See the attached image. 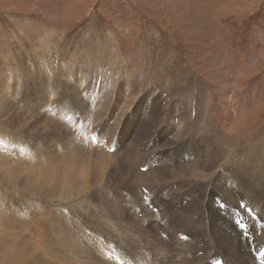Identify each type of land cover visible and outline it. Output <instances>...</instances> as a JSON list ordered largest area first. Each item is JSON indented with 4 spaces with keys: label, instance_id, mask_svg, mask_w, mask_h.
Listing matches in <instances>:
<instances>
[{
    "label": "rangeland",
    "instance_id": "374dc122",
    "mask_svg": "<svg viewBox=\"0 0 264 264\" xmlns=\"http://www.w3.org/2000/svg\"><path fill=\"white\" fill-rule=\"evenodd\" d=\"M80 1L0 0V82L9 81L0 87V139L15 148L22 143L38 158L36 171L27 157H19L30 166L17 165L9 186L4 172L10 171L3 170L0 153V204L13 194L20 202L48 203L44 210L55 211L57 219L67 215L71 224L60 234L67 255L76 256L78 264H216L214 244L233 264H256L236 257L244 250L235 243L231 248L236 239L228 230L231 221L211 223L209 217L207 226L198 217L206 210L197 204L204 195L217 216L228 217L222 203L237 208L250 187L264 201V0ZM218 2L221 7L212 9ZM240 61L247 70L233 94L232 76L238 75ZM83 76L88 87L78 93ZM38 84L47 92L41 106H30L46 91ZM10 86L13 95L6 91ZM85 139L89 144L83 148ZM19 158L13 159L22 162ZM187 165L201 169V175L192 176ZM149 166L158 185L154 191L142 188L150 182ZM64 173L70 189L65 194ZM169 177L173 189L164 183ZM234 179L239 186L231 183ZM230 184L232 200L225 198ZM179 185L193 187L190 196L177 190ZM257 206L263 215L264 205ZM23 213L31 212L22 211V204L10 212ZM41 215L49 223V215ZM29 227L34 222L22 227L29 233L26 241L46 245L41 235L31 240ZM11 229V237L22 232ZM6 230L0 222V264H9L12 254L10 237L2 239ZM240 232L242 239L251 238L248 230Z\"/></svg>",
    "mask_w": 264,
    "mask_h": 264
},
{
    "label": "bare ground",
    "instance_id": "6f19581e",
    "mask_svg": "<svg viewBox=\"0 0 264 264\" xmlns=\"http://www.w3.org/2000/svg\"><path fill=\"white\" fill-rule=\"evenodd\" d=\"M23 1V0H22ZM27 1V0H26ZM84 1V0H83ZM83 1H80V2H83ZM180 1V0H179ZM206 1H208V0H206ZM16 2V1H15ZM18 2V1H17ZM78 2V1H77ZM26 3V2H25ZM73 3V2H72ZM11 5L13 4V3H10ZM80 4V3H79ZM83 4L85 5V3H82V6H83ZM177 4V3H176ZM188 4V3H187ZM218 4V5H217ZM221 4V3H220ZM72 5V4H71ZM70 5V6H71ZM73 5H75V3L73 4ZM199 5V4H198ZM202 5V4H201ZM209 5V4H208ZM78 6V5H77ZM86 6V5H85ZM200 6V5H199ZM215 6V7H214ZM214 6L212 7V9H219L220 7H221V5H219V2L218 3H216V4H214ZM223 6V5H222ZM231 6V5H230ZM240 6V5H239ZM17 7V6H16ZM26 7V6H25ZM31 7V6H30ZM204 7V6H203ZM211 7V6H210ZM225 7V6H224ZM12 8V7H11ZM27 9L29 8V7H26ZM71 8V7H70ZM74 8H75V6H74ZM201 8V7H200ZM199 8V9H200ZM208 8V7H207ZM14 9V8H13ZM21 9V8H20ZM188 9V8H187ZM203 9V8H202ZM211 9V8H210ZM210 9H209V11H210ZM15 10H16V8H15ZM188 10H191L190 8L188 9ZM204 10V9H203ZM221 10V9H220ZM216 11H218V12H220L219 10H216ZM216 11H214V12H216ZM68 12V11H67ZM190 12H192V10L190 11ZM201 12H202V10H201ZM217 12V13H218ZM189 13V12H188ZM196 14V13H195ZM216 14V13H215ZM219 14V13H218ZM223 14V13H222ZM227 14V13H226ZM158 15V14H157ZM191 15H193V14H191ZM188 17V16H187ZM209 17V16H208ZM220 17V16H219ZM211 18V17H210ZM209 18V19H210ZM215 18H216V15H215ZM185 19V18H184ZM191 19V18H190ZM195 19V18H194ZM204 19V18H203ZM217 19V18H216ZM204 21V20H203ZM206 21V20H205ZM205 21H204V23H205ZM210 21H213V20H210ZM192 22V21H191ZM206 23H207V21H206ZM193 24V23H192ZM219 24V23H218ZM205 27V26H204ZM207 28V27H206ZM209 28V27H208ZM213 28H214V25H213ZM216 28V27H215ZM195 30V29H194ZM209 30H210V28H209ZM204 31H206V30H204ZM207 32V31H206ZM209 32H211V31H209ZM214 32V31H213ZM43 34V33H42ZM190 34V33H189ZM206 34H208V33H206ZM211 34H212V32H211ZM219 34V33H218ZM205 36V35H204ZM209 36H210V34H209ZM215 37V36H214ZM212 38H213V34H212ZM218 39H220V38H217V41H218ZM135 40V39H134ZM212 40H214V39H212ZM206 42V41H205ZM212 42V41H211ZM213 43H214V41H213ZM218 43V42H217ZM261 43H264V42H261ZM220 44V43H219ZM253 44V43H252ZM126 45V44H125ZM214 45H216V44H214ZM226 45V44H225ZM219 46V45H218ZM227 46V45H226ZM208 47V46H207ZM228 47V46H227ZM263 46L261 45V48H262ZM256 48V47H255ZM261 48H259V50H257V52L258 51H263V50H260ZM215 49V48H214ZM263 49V48H262ZM207 50H211V48L210 49H207ZM219 50V49H218ZM206 51V50H205ZM212 51H213V49H212ZM230 51V50H229ZM256 52V53H257ZM207 53V52H206ZM209 53V52H208ZM218 53V52H217ZM255 53V52H254ZM201 56H204V55H201ZM241 56V55H240ZM206 57H208V55L206 56ZM250 57V56H249ZM242 58H244V57H242ZM250 59V58H249ZM251 60V59H250ZM252 61V60H251ZM250 61V62H251ZM239 63V62H238ZM244 63V62H243ZM242 63V61H240V64L242 65H240V66H235L236 67V71H235V73L238 71V75H237V73H236V75H233L232 76V78L234 77V79H233V84H232V88H233V90L231 91L230 90V92L231 93H233L234 94V91L236 90V88H235V85H236V83H237V81H239L240 79H241V77L244 75V72H245V70H247V68L246 69H244L245 68V65ZM135 64V63H134ZM251 64V63H250ZM224 65V64H223ZM230 65V64H229ZM233 65V64H232ZM247 66V65H246ZM248 67H252V66H248ZM45 68H46V66H45ZM67 69H69V68H67ZM43 70V69H42ZM63 70V69H62ZM233 70V69H232ZM231 70V71H232ZM249 70V69H248ZM251 70H252V68H251ZM10 71V70H9ZM230 71V70H229ZM64 72V71H63ZM73 71H71V72H69L70 74L72 73ZM232 72H234V71H232ZM248 72V71H247ZM58 74H60V73H58ZM63 74V73H62ZM48 75V74H47ZM66 75H67V71H66ZM98 75V74H97ZM42 77V76H41ZM58 77V76H57ZM60 77V76H59ZM90 77V76H89ZM244 77V76H243ZM63 78H64V76H63ZM103 78V77H102ZM9 79V78H8ZM57 79V78H56ZM59 79V78H58ZM60 80V79H59ZM61 80H62V78H61ZM66 80V79H65ZM86 80V81H85ZM37 81V80H36ZM55 81V80H54ZM85 81V82H84ZM91 81H93V80H91ZM8 83L9 81L7 80V81H5L4 80V82L3 83H1L0 82V87H2L3 86V84L4 83ZM43 82H46V81H43ZM87 82H88V78H86L85 76H83V82L81 83V85L78 87V89L77 88H75V90L74 91H76L77 90V92L78 93H80L81 91H86L87 90ZM102 82V81H101ZM60 83V82H59ZM107 83H109L108 81H107ZM113 83V82H112ZM26 84V83H25ZM45 84V83H44ZM43 84V85H44ZM106 84V83H105ZM32 85V84H31ZM38 85H41V84H38ZM41 85V88H45V90L46 91H43L42 92V96H40L41 98H40V101H36L35 99H31L30 100V103H31V105L30 106H41L42 105V102H41V99L43 98V96L45 95V93L47 92V89H46V85ZM74 85V84H73ZM107 85V84H106ZM51 86L52 87H54L55 88V86L54 85H52L51 84ZM113 86V85H112ZM36 87V86H35ZM242 87H243V85H242ZM34 88V87H33ZM37 88V87H36ZM40 88V89H41ZM58 88V87H57ZM111 88V87H110ZM27 89V88H26ZM35 89V88H34ZM113 89V88H112ZM111 89V90H112ZM135 89H137V88H135ZM235 89V90H234ZM7 90H9V91H7ZM104 90V89H103ZM6 91L7 92H11V95H13L12 93V91H15V90H12L11 89V86L10 87H8V89L6 88ZM56 91V90H55ZM140 91V90H139ZM242 91V90H241ZM108 92H110V91H108ZM134 92V91H133ZM30 93V92H29ZM38 93V92H37ZM261 93V92H260ZM52 94H53V92H52ZM103 94V93H102ZM131 94V93H130ZM228 94H229V92H228ZM30 95V94H29ZM63 95V94H62ZM78 95V94H77ZM77 95H75L74 97L76 98L77 97ZM96 95V94H95ZM132 95H133V93H132ZM155 95V94H154ZM251 95V94H250ZM80 97L82 96V95H79ZM113 96V95H112ZM30 97V96H29ZM105 97V96H104ZM258 97H260V94H259V96ZM78 98V97H77ZM109 98H111V97H109ZM155 98V97H154ZM173 99V98H172ZM75 100V99H74ZM83 100V99H82ZM6 101V100H5ZM80 101V100H79ZM100 101V100H99ZM263 101V100H262ZM22 102V101H21ZM76 102V101H75ZM92 102V101H91ZM132 102V101H131ZM79 103V102H78ZM82 103H84V102H82ZM104 103V102H103ZM156 103V102H155ZM154 103V104H155ZM3 104V103H2ZM5 104H7L6 102H5ZM22 104H24V103H22ZM77 104V103H76ZM85 104V103H84ZM87 104V103H86ZM252 104V103H251ZM78 105V104H77ZM82 105V104H81ZM109 105V104H108ZM111 105V104H110ZM90 106H91V104H90ZM155 106V105H154ZM80 107V106H79ZM94 106H92V108H93ZM103 107V106H102ZM105 107H106V105H105ZM141 107V106H140ZM0 108H1V106H0ZM3 108V107H2ZM4 108H6V107H4ZM23 107H21L20 109H22ZM98 108V107H97ZM16 109V108H15ZM83 109V108H82ZM109 109V108H108ZM151 109V108H150ZM3 110V109H2ZM93 110V109H92ZM22 111V110H21ZM51 112H53V114H54V108H52L51 110H50ZM50 111H47V112H50ZM90 111V110H89ZM97 111V110H96ZM102 111V110H101ZM105 111V110H104ZM116 111V110H115ZM152 111V110H151ZM148 112H150V111H148ZM8 113V112H7ZM24 113V112H23ZM27 113V112H26ZM40 113V112H39ZM98 113V112H97ZM104 113V112H103ZM44 114H45V112H44ZM68 114V113H67ZM33 116V115H32ZM93 116H95V115H93ZM97 116H98V114H97ZM106 116V115H105ZM154 116V115H153ZM48 117V116H47ZM99 117H101L100 115H99ZM103 117V116H102ZM101 117V118H102ZM151 117V116H150ZM61 118V117H60ZM240 118V117H239ZM17 119H20V117H18ZM69 119V118H68ZM92 119H94V118H92ZM120 119V118H119ZM245 119V118H244ZM247 119V118H246ZM246 119H245V121H246ZM117 120V119H116ZM151 120V119H150ZM149 120V121H150ZM26 121V120H25ZM64 121V120H63ZM120 121V120H119ZM240 121H242V119L240 120ZM64 122H66V121H64ZM72 122V121H71ZM49 124V123H48ZM90 124V123H89ZM154 125V124H153ZM241 125V124H240ZM21 126V125H20ZM60 126V125H59ZM70 126H72V125H70ZM52 127V126H51ZM58 127V126H57ZM243 127V126H242ZM77 128V127H76ZM51 129V128H50ZM73 129V128H72ZM75 131V130H74ZM115 134V133H114ZM113 134V135H114ZM177 134V133H176ZM180 133H178L177 135H179ZM9 135V134H8ZM130 135V134H129ZM114 138V137H113ZM139 139V138H138ZM154 139V138H153ZM201 139V138H200ZM108 140V139H107ZM170 140V139H169ZM202 140V139H201ZM160 141V140H159ZM166 141V140H165ZM203 141V140H202ZM206 141V140H205ZM209 142V141H208ZM207 143V142H206ZM11 144L12 143H10L9 141H7V139L6 138H4V139H0V153L1 154H3V160H5V163L2 165V167L4 166V169L3 170H6V169H8V171H10V172H12V173H10V172H4V180H5V182H6V184L7 185H9V186H12V178L13 177H15L16 176V173H15V171L16 172H18V168H16V166L17 165H23V166H30V165H32V168H33V170L36 168L37 170L36 171H38V168L36 167V166H34V164L36 163V161L38 160V158H35V156H33V154L32 153H34L33 151H31V148H25V147H22V143H20V148L18 147V148H15V147H13V146H11ZM89 144V140H87V139H85L83 142H82V146H83V148H86L87 147V145ZM133 144H135V143H133ZM137 144H138V142H137ZM132 145V144H131ZM139 145V144H138ZM196 145H197V143H196ZM206 145V144H205ZM137 146V145H136ZM141 146V145H140ZM160 146V145H159ZM199 146V145H198ZM210 146H212V145H210ZM36 147V146H35ZM133 147H135L134 145H133ZM145 147V146H144ZM195 147V146H194ZM206 147V146H205ZM129 148H132V147H129ZM176 148V147H175ZM133 149V148H132ZM159 149V148H158ZM205 149H210V147L209 146H207ZM160 150V149H159ZM179 150V149H178ZM140 151V150H139ZM144 151V150H143ZM153 151V150H152ZM208 151V150H207ZM137 152V151H136ZM155 152V151H154ZM131 153V152H130ZM210 153V152H209ZM121 154V153H120ZM137 154V153H136ZM122 155V154H121ZM130 155H132V154H130ZM150 155V154H149ZM180 155V154H179ZM6 156H7V158H6ZM120 156V155H119ZM129 156V155H128ZM140 156V155H139ZM142 156V155H141ZM11 157H13V158H19V157H21L22 158V160H24V158L25 157H27L28 158V161H30L31 162V164L30 165H28L26 162H23L20 158V160L22 161V162H15L16 160L15 159H13V158H11ZM106 157V156H105ZM121 157V156H120ZM123 157V156H122ZM147 157V156H146ZM75 158V157H74ZM77 158V157H76ZM75 158V159H76ZM79 158V157H78ZM126 158V157H125ZM130 158H132L133 159V157H130ZM134 158H135V156H134ZM162 158H163V155H162ZM18 159V160H19ZM80 159V158H79ZM78 159V160H79ZM82 159V158H81ZM100 159V158H99ZM106 160H107V158H105ZM68 160V159H67ZM77 160V161H78ZM102 160V159H101ZM101 160L99 161V162H101ZM131 160V159H130ZM129 160V161H130ZM51 161V160H50ZM71 161V160H70ZM85 161V160H84ZM94 161H96L95 159H94ZM103 161V160H102ZM105 161V160H104ZM116 161V160H115ZM136 161H139L140 162V160H136ZM75 162V161H74ZM83 162V161H82ZM97 162V161H96ZM126 162H128V160L126 161ZM133 163H134V161H132ZM178 162H180V161H178ZM51 163V162H50ZM103 164H104V162H102ZM117 163V162H116ZM136 163H138V162H136ZM256 163V162H255ZM49 164V163H48ZM52 164V163H51ZM57 164V163H56ZM114 164H115V162H114ZM126 164V163H125ZM163 164V163H162ZM171 164V163H170ZM173 164V163H172ZM64 165V164H63ZM73 166H74V163L72 164ZM75 165H77V163H75ZM91 165V164H90ZM97 165V164H96ZM39 166V165H38ZM56 166V165H55ZM61 167H63L62 165H60ZM110 166H112V165H110ZM118 166V165H117ZM138 166V165H137ZM168 166V165H167ZM165 167L164 168V166L162 165V166H160L159 168H164V171H166V172H169L170 174H171V176H173L172 174H173V170L170 168V167ZM59 167V166H58ZM65 167V166H64ZM70 167V166H69ZM75 167V166H74ZM92 167V166H91ZM114 167V166H113ZM116 167V166H115ZM120 167V166H119ZM133 167V166H132ZM139 167V166H138ZM137 167V168H138ZM172 167H174V171L176 170V165L175 166H172ZM28 168V167H27ZM31 168V169H32ZM43 168V167H42ZM77 168V167H76ZM94 168H95V166H94ZM130 168V167H129ZM140 168V167H139ZM181 168H182V166H181ZM184 168V167H183ZM185 168H186V170L192 175V176H194V177H196V176H199V175H201V173H202V171H201V169H199V168H197V167H195V166H191V165H187V166H185ZM22 169V168H21ZM23 169H25L24 167H23ZM30 169V170H31ZM48 169H50V167L48 168ZM47 169V170H48ZM60 169V168H59ZM66 169V168H65ZM81 169V168H80ZM82 169H83V167H82ZM121 169V168H120ZM180 169V168H179ZM29 170V169H28ZM27 170V171H28ZM57 170V169H56ZM67 170V169H66ZM66 170H64V171H66ZM122 170V169H121ZM124 170V169H123ZM36 171H34V173L36 172ZM58 171V170H57ZM62 171V173L64 172L63 171V169L61 170ZM72 171V170H71ZM92 171V170H91ZM113 171H115V170H113ZM141 171V170H140ZM149 171H150V173H149V180H150V182H149V185L148 186H143L142 185V188L143 189H145V188H148V189H150V190H155L156 188H157V184L156 185H154L155 183V172H153L154 171V168L153 167H151V166H149ZM93 172V171H92ZM96 172H97V170H96ZM124 172V171H123ZM135 172H137V171H135ZM143 172V171H142ZM1 173V172H0ZM27 173V172H26ZM94 173V172H93ZM137 173H139V172H137ZM145 173V172H144ZM143 173V174H144ZM180 173V172H179ZM2 174V173H1ZM19 174V173H18ZM50 174V173H49ZM80 174V176H81V172L79 173ZM78 174V175H79ZM91 174V173H90ZM95 174V173H94ZM142 174V175H143ZM183 174V173H182ZM224 174V173H223ZM20 175H23V174H20ZM29 175H31L30 173H29ZM28 175V176H29ZM69 176V174L68 173H64L63 174V185H64V188L62 189V192L65 194V193H70V189H68V176ZM118 175V174H117ZM135 175H137V174H135ZM140 175V174H139ZM178 175V174H177ZM33 176V175H32ZM55 176H57V175H55ZM58 176H60V175H58ZM107 176V175H106ZM224 176V175H223ZM92 177H94V176H92ZM91 177V178H92ZM123 177V176H122ZM142 177V176H141ZM174 177V176H173ZM33 178H34V176H33ZM137 178H139L138 176H137ZM171 177H169V178H166L165 179V184L167 185V186H171L170 188H172L173 189V184L171 183V184H168V182H169V180H171V179H174V178H171ZM197 178V177H196ZM221 178V177H220ZM35 179H36V177H35ZM50 179V178H49ZM60 180H61V178H60ZM232 180V179H231ZM236 179H234V182L233 181H231V183H234L235 185H237V186H239V183L238 182H236L235 181ZM2 181H3V179H2ZM29 181V180H28ZM51 181V180H50ZM79 181V180H78ZM115 181V180H114ZM128 181V180H127ZM140 181V180H139ZM142 182V181H141ZM229 183H230V181H228ZM115 183V182H114ZM127 183V182H126ZM145 183V182H144ZM68 184V185H67ZM104 184H105V182H104ZM123 184V183H122ZM121 184V185H122ZM139 184H140V182H139ZM125 185V184H124ZM187 185V184H186ZM186 185H179L178 187L177 186H174V187H177L178 189L177 190H180L181 192H183L184 194H186V195H189L190 196V194H191V191H192V188L193 187H189L188 189L185 187ZM228 185V184H227ZM255 185V184H254ZM113 186V185H112ZM140 186H141V184H140ZM111 187V186H110ZM117 187H118V185H117ZM254 187H256V186H254ZM98 188V187H97ZM38 189V188H37ZM74 189V188H73ZM73 189H72V191H73ZM88 189H90V188H88ZM217 189V188H216ZM68 190V191H67ZM231 190H235L234 188L232 189L231 188V184H230V188L228 189V192L225 194V198L226 199H230V200H232L231 199ZM250 190H253V189H251V187H250ZM250 190L249 191H246V190H244V192H243V195H245L243 198V200H242V198L239 200V203H238V206H237V208H233V209H231V206H228V205H225L224 203H222L221 201V203H222V205H223V207H221V209L223 210V214L225 215V216H228V217H223V216H221L220 215V217L219 216H217L216 214V212L217 211H215V209H214V207L213 206H211V204L209 203V199H207L206 197L204 198V195L198 200L199 201V203L197 204V205H199L201 208H203V209H205L206 210V213H207V215L205 214V215H199L198 217H199V219L200 220H202V222L203 223H205L206 222V225L207 226H209V217H211L210 219H211V223H215L217 220H222V221H231V223L229 224V226H228V230L231 232V238H233L234 236H235V238L236 239H234L233 240V244H232V246H231V248L234 250V249H236V245L238 246V245H240V247H242V249L244 250V252H238V251H236V257L238 258H242V256L244 255V256H247V259H251V262L252 263H256V264H264V213H263V215L260 213V212H262V210H260V212H259V210H258V206H257V204H259V205H264V201L261 199V198H259V196H257V195H255V193L254 192H250ZM37 191V190H36ZM89 191V190H88ZM254 191V190H253ZM39 192V191H38ZM9 193V192H8ZM11 193V192H10ZM87 193V192H86ZM90 193V192H89ZM166 196L167 197H170L171 196V194L169 193V190H168V188H167V190H166ZM248 193V194H247ZM61 194V193H60ZM85 194V193H84ZM83 194V195H84ZM247 194V195H246ZM260 194V193H259ZM83 195L81 196V197H83ZM193 195L195 196V197H199L195 192H193ZM61 196V195H60ZM64 196V195H63ZM85 196V195H84ZM14 196H13V194L12 195H9V198L8 199H2V202H1V204H0V222L1 223H3V225L5 226V229H7L6 230V236L4 235V237H2V239H3V241H4V243L6 242V240H7V238H8V236L10 237V240L7 242V244L10 246V249H9V252H12V254H10V255H8V257H7V259H8V261L10 262L9 264H14V263H26V262H35V264H78L77 263V261H78V259L76 258V256L73 258V257H71V256H69V255H67L68 253H67V249L66 248H64V246H63V244H64V239L62 238V236H61V234H60V232H61V230H63V226H69V224H71V220H70V218L66 215V218L65 219H63V220H61L60 218L59 219H57V217L54 215L55 214V211H53V213L51 212L50 214H48L49 212H47L46 210H44V208L45 207H47V206H49V204L47 203V204H45V205H43L42 203H36L35 201L34 202H32L33 200H31V201H26V200H23V202H20V201H17L16 199H12ZM75 197V196H74ZM2 198V197H1ZM36 198H37V196H36ZM62 198V197H61ZM67 198V197H66ZM80 198V197H79ZM40 199V198H39ZM69 199V198H68ZM81 199H83V198H81ZM85 199H86V197H85ZM16 200V201H15ZM42 200V199H41ZM52 200V199H51ZM67 200V199H66ZM72 200V199H71ZM73 200H74V198H73ZM75 200H77V198L75 197ZM80 200V199H79ZM189 200H190V198H189ZM15 201V202H14ZM22 201V200H21ZM45 201V200H44ZM47 201V200H46ZM241 201H242V204H240L241 203ZM243 201H245L244 203H243ZM61 202H62V200H61ZM65 202V201H64ZM197 202V201H196ZM204 202H207L206 203V206L204 207V205L202 204V203H204ZM14 204H22V211H28V212H31V213H29V214H21V215H15V214H10V212L12 211V207H13V205ZM36 205H38V207H39V210H38V212L37 211H35V206ZM44 206V207H42V206ZM195 207V206H194ZM182 208V207H181ZM199 208V207H198ZM210 208H213V210L211 211V212H208V210L210 209ZM193 209H195V208H193ZM264 209V208H263ZM16 210H18V207L16 208ZM236 210H237V212H236ZM189 212V211H188ZM199 212V211H198ZM222 212V211H221ZM242 212H244V214L242 213ZM264 212V211H263ZM14 213V212H13ZM208 213L210 214V216H208ZM41 214H43V215H46V216H48L49 215V223H45L44 224V220H46V219H44V216H42ZM43 217V218H42ZM48 219V218H47ZM234 219H237V220H234ZM247 220V221H246ZM251 220V221H250ZM17 221H19L20 222V224L18 225L16 222ZM34 222V227L31 229L30 227H29V230L31 229L32 230V233H33V235H32V238H31V240H36L37 238H39L38 236L39 235H41L42 237H46V240H47V244L45 245V244H43V242L42 241H37L36 243L34 242V243H30L29 241H26L27 240V235L29 234H27V233H24L25 232V229H23L25 226H26V224L28 223H33ZM252 222V223H251ZM69 223V224H68ZM36 224V225H35ZM44 225H45V227H44ZM213 226V225H212ZM222 226V225H221ZM224 226H225V224H224ZM16 227H17V229H19V230H21L22 232H20L19 234H17V235H15V237H11L10 236V230H9V228H12V229H16ZM23 227V228H22ZM200 228H202V226L200 227ZM214 228V227H213ZM220 228V227H219ZM11 229V230H12ZM241 229H244V230H248L249 232H248V234H247V236L249 235V233H250V235H251V238H249V239H247V240H244V239H242V235L244 234L243 232H240V230ZM39 230H40V234H38L39 233ZM211 230V229H210ZM15 232V231H14ZM28 232V231H27ZM213 232V231H212ZM30 233H31V231H30ZM211 233V232H210ZM209 232L207 233V235H208V237L210 238L211 237V234H210ZM12 235V234H11ZM14 236V235H13ZM40 236V237H41ZM82 236L84 237L83 239H88L89 237H87L86 236V234L85 233H83L82 234ZM247 236H246V238H247ZM30 237V236H29ZM28 240H30V239H28ZM38 240V239H37ZM41 240V239H40ZM45 240V239H44ZM90 242L91 243H96L97 241L95 240V239H91L90 240ZM200 243V242H199ZM225 243V241H221V244L223 245ZM236 245H235V244ZM220 244V245H221ZM229 244V243H228ZM51 248V250H49V248ZM197 246V245H196ZM224 246V245H223ZM97 248H100V246H96ZM59 248V249H58ZM0 249H2V248H0ZM214 249H216L217 250V252L219 253L218 255H217V257H215L214 258V260H213V263H216V264H233L232 262H229L228 260H227V257L226 256H224L223 255V253H221V249H219L220 250V252L218 251V246H217V244H214ZM249 249H250V251H249ZM5 250H8V248H5ZM1 251V250H0ZM41 251L43 252V253H41ZM54 251H56V252H54ZM259 252V253H258ZM5 253H7V252H5ZM43 255V257H44V259H46L47 261H45L44 259H42L41 260V262H39L40 260H39V255ZM251 254H252V256H251ZM231 255V254H230ZM3 255H1V257H2ZM204 256V255H203ZM229 256V255H228ZM11 257H14L16 260H13V259H10ZM41 259V258H40ZM230 259V258H229ZM7 261V262H8ZM0 262H2V260L0 261ZM4 262H6V261H4ZM80 262V261H79ZM2 264V263H1ZM80 264V263H79Z\"/></svg>",
    "mask_w": 264,
    "mask_h": 264
}]
</instances>
